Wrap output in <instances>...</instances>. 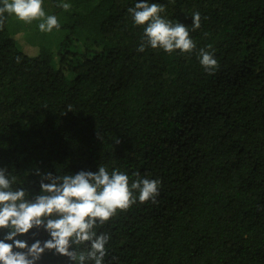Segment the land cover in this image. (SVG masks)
<instances>
[{"label":"trees","instance_id":"trees-1","mask_svg":"<svg viewBox=\"0 0 264 264\" xmlns=\"http://www.w3.org/2000/svg\"><path fill=\"white\" fill-rule=\"evenodd\" d=\"M139 2L163 5L195 49L139 52L146 25L128 13ZM48 3L54 45L25 42L12 15L0 17V168L14 187L38 195L36 169L102 165L130 184L138 173L160 181L159 195L94 229L110 236L104 264H264V0ZM40 22L23 24L36 32ZM35 231L19 238L31 245ZM40 264L69 261L47 253Z\"/></svg>","mask_w":264,"mask_h":264},{"label":"clouds","instance_id":"clouds-1","mask_svg":"<svg viewBox=\"0 0 264 264\" xmlns=\"http://www.w3.org/2000/svg\"><path fill=\"white\" fill-rule=\"evenodd\" d=\"M42 3L43 0H0V17L8 13L28 23L39 20V29L51 32L59 27L58 19L46 16ZM60 6L65 10L70 7L66 3ZM164 11L163 5L147 2L128 9L136 25H146L138 51L151 47L169 54L176 50L191 53L196 45L188 27L163 18ZM200 20V13L194 12L193 30L200 27ZM199 59L209 73L218 67L214 55L205 49H200ZM35 174L40 177V193L30 198L25 187H14L15 177L10 178L8 169L0 168V230L4 233L0 238V264H40L47 253L67 258L69 264H104L110 236L97 234L94 229L118 211L130 208L137 199L155 203L159 195V180L141 178L137 173L130 184L126 173L118 169L109 173L102 165L95 173L53 175L36 169ZM137 192L138 197L134 194ZM33 229L36 231L31 245L19 238ZM41 231L49 238H37Z\"/></svg>","mask_w":264,"mask_h":264},{"label":"rangeland","instance_id":"rangeland-1","mask_svg":"<svg viewBox=\"0 0 264 264\" xmlns=\"http://www.w3.org/2000/svg\"><path fill=\"white\" fill-rule=\"evenodd\" d=\"M48 2H49V0H47V3ZM48 8H49V12L46 13V16L47 15H53L51 3H48ZM12 18H13L14 30L22 31L25 34L27 33L26 34L27 38L24 39L25 42H26V40H29L31 43H33L35 45H38V44L50 45V44H52V37H49L46 32H42L41 30L36 31V32H32V29H30L28 27V25L23 24L24 22L17 19L14 15H12ZM57 35H58V33L55 32L53 37H57ZM52 45H54V43Z\"/></svg>","mask_w":264,"mask_h":264}]
</instances>
